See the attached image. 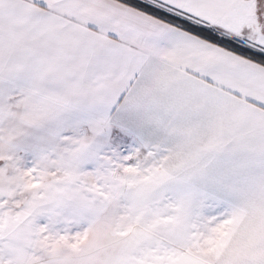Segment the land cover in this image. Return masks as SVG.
Returning <instances> with one entry per match:
<instances>
[{
	"label": "snow or ice",
	"instance_id": "1",
	"mask_svg": "<svg viewBox=\"0 0 264 264\" xmlns=\"http://www.w3.org/2000/svg\"><path fill=\"white\" fill-rule=\"evenodd\" d=\"M0 264H264V0H0Z\"/></svg>",
	"mask_w": 264,
	"mask_h": 264
}]
</instances>
